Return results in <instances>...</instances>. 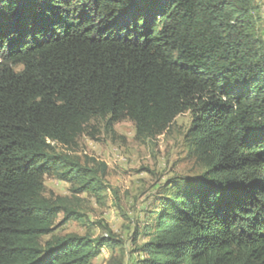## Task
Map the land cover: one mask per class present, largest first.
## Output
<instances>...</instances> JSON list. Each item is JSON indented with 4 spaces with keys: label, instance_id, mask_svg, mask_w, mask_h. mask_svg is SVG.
I'll use <instances>...</instances> for the list:
<instances>
[{
    "label": "trees",
    "instance_id": "trees-1",
    "mask_svg": "<svg viewBox=\"0 0 264 264\" xmlns=\"http://www.w3.org/2000/svg\"><path fill=\"white\" fill-rule=\"evenodd\" d=\"M256 0H0V264H93L112 234L86 225L75 195L106 191L108 165L59 152L94 120L139 141L190 112L206 167L168 180L136 227L132 264H264V42ZM94 136V134H91ZM52 236L46 243L44 237Z\"/></svg>",
    "mask_w": 264,
    "mask_h": 264
},
{
    "label": "rangeland",
    "instance_id": "rangeland-1",
    "mask_svg": "<svg viewBox=\"0 0 264 264\" xmlns=\"http://www.w3.org/2000/svg\"><path fill=\"white\" fill-rule=\"evenodd\" d=\"M253 14L258 37L264 42V0H256ZM192 123L190 112L176 118L167 132L159 137L139 141L136 129L129 121L115 125V134L106 131L105 123L94 120L87 132L68 152L108 165L105 179L107 189L100 195H75L71 185L54 177H46L47 197H63L71 201L87 220L86 225L64 222L60 215L52 236L69 234L98 237L112 234L117 246L105 248L93 264H132L139 258L134 244L136 227H142L146 212L151 210L163 185L175 177H195L206 172V167L194 158L187 147L186 135ZM94 134V136H91ZM52 236L44 237L46 243Z\"/></svg>",
    "mask_w": 264,
    "mask_h": 264
}]
</instances>
